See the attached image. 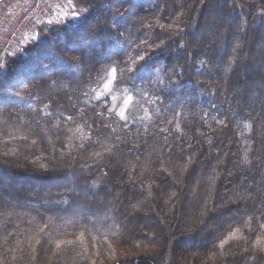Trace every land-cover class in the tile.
I'll return each instance as SVG.
<instances>
[{"label": "trees", "instance_id": "16d2710c", "mask_svg": "<svg viewBox=\"0 0 264 264\" xmlns=\"http://www.w3.org/2000/svg\"><path fill=\"white\" fill-rule=\"evenodd\" d=\"M231 1L104 0L4 53L0 264H264V0Z\"/></svg>", "mask_w": 264, "mask_h": 264}, {"label": "rangeland", "instance_id": "374dc122", "mask_svg": "<svg viewBox=\"0 0 264 264\" xmlns=\"http://www.w3.org/2000/svg\"><path fill=\"white\" fill-rule=\"evenodd\" d=\"M104 0H0V58L4 53L18 60L33 44L44 38L42 32L47 26H67L82 20L92 10L97 3ZM140 4L143 0H139ZM245 0L231 1L233 9L237 12L245 13ZM88 5H90L88 7ZM261 8V7H259ZM263 9L257 14L258 17H264ZM116 12V11H115ZM242 16H244L242 14ZM32 22H36L34 25ZM40 26V29H35ZM33 30V31H32ZM31 32V33H30ZM11 47H13L12 50ZM17 47V49H16ZM11 49V53L8 52ZM114 75L109 73L102 85V92L110 93L114 105L117 103L114 99H120L116 95L117 91L113 85ZM104 93L100 92V96ZM125 102H119L118 108L113 106L117 117L122 120L129 119V109H136L138 101L135 97H127ZM123 113V118L121 116Z\"/></svg>", "mask_w": 264, "mask_h": 264}, {"label": "snow or ice", "instance_id": "6c2138e0", "mask_svg": "<svg viewBox=\"0 0 264 264\" xmlns=\"http://www.w3.org/2000/svg\"><path fill=\"white\" fill-rule=\"evenodd\" d=\"M141 60H143V56L140 57ZM141 68H143V65H141ZM140 69H137V71H139ZM113 75H115V70H113ZM121 116L123 118V113H121Z\"/></svg>", "mask_w": 264, "mask_h": 264}]
</instances>
